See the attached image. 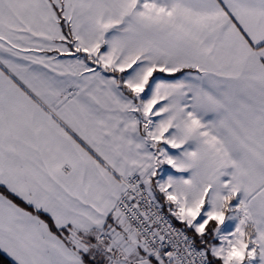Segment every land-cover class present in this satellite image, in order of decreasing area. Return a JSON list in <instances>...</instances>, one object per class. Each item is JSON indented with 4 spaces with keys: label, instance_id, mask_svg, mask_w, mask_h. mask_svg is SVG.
<instances>
[{
    "label": "snow or ice",
    "instance_id": "obj_1",
    "mask_svg": "<svg viewBox=\"0 0 264 264\" xmlns=\"http://www.w3.org/2000/svg\"><path fill=\"white\" fill-rule=\"evenodd\" d=\"M0 264H264V0H0Z\"/></svg>",
    "mask_w": 264,
    "mask_h": 264
}]
</instances>
